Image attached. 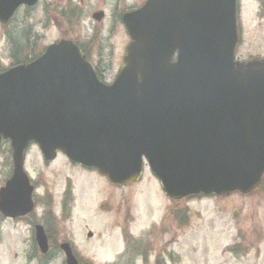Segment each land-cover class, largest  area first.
Returning <instances> with one entry per match:
<instances>
[{
	"label": "water",
	"instance_id": "obj_1",
	"mask_svg": "<svg viewBox=\"0 0 264 264\" xmlns=\"http://www.w3.org/2000/svg\"><path fill=\"white\" fill-rule=\"evenodd\" d=\"M37 1L0 0V21ZM122 20L131 42L111 84L99 81L77 46L64 39L0 73V139H10L13 158V174L0 189L4 216L33 207L23 171L32 141L46 159L60 151L114 184L136 179L144 157L171 199L249 193L258 186L264 59L233 61L236 0H147ZM36 230L45 251V235ZM62 248L66 263L78 264L69 246Z\"/></svg>",
	"mask_w": 264,
	"mask_h": 264
},
{
	"label": "rangeland",
	"instance_id": "obj_2",
	"mask_svg": "<svg viewBox=\"0 0 264 264\" xmlns=\"http://www.w3.org/2000/svg\"><path fill=\"white\" fill-rule=\"evenodd\" d=\"M143 1L43 0L21 7L9 24H0V69L14 63V54L19 60L33 52L36 57L59 38H76L93 40L90 56L105 68V79L112 80L128 43L119 13ZM100 9L105 16L96 22L91 15ZM258 12V2L240 0L239 58L264 55V15ZM8 148L7 142L0 143V186L8 172ZM145 167L138 181L114 186L72 168L64 157L44 165L36 145L25 157V169L37 188V220L46 197L51 202L47 212L58 220L57 239L72 242L84 264H264V186L259 193L182 201L176 205L179 218L185 212L181 223L165 217L172 201ZM29 230L21 220H0V264H35L28 262L30 243L23 244ZM62 261L55 254L50 264Z\"/></svg>",
	"mask_w": 264,
	"mask_h": 264
},
{
	"label": "flooded vegetation",
	"instance_id": "obj_3",
	"mask_svg": "<svg viewBox=\"0 0 264 264\" xmlns=\"http://www.w3.org/2000/svg\"><path fill=\"white\" fill-rule=\"evenodd\" d=\"M256 2H258V10H259V14H261V15H264V0H255ZM239 8V9H238ZM129 9H133V7L132 8H127V9H125V10H129ZM124 10V11H125ZM239 10H240V0H239V6H238V0H237V19H239ZM123 12V11H122ZM237 29H238V38L240 37V33L241 32H239V24H237ZM79 46H80V49H81V51H82V53H83V55L94 65V69H95V71H96V73H97V75H98V77H99V79H102V81H105V82H111L112 80H110V79H105V75H104V72H105V68H103L102 67V65H100V64H97V63H95L93 60H92V58H91V56H90V51H91V47L87 44V43H80L79 44ZM126 46H127V44L124 46V53H123V55H122V61H123V59H124V56H125V54H126ZM238 48V47H237ZM239 49V48H238ZM262 58H264V55H257V56H250V57H247V58H239L238 56H237V50H235V56H234V60H236V61H238V62H240V63H246V62H248V61H252V60H258V61H260ZM171 61L172 62H174V61H176L177 60V51H175L172 55H171ZM15 61H14V63H12L10 66H13V65H15V64H17L16 63V59H14ZM123 66V63H122V65L120 66V68ZM119 68V69H120ZM9 143V142H8ZM9 149H11V147H10V144H9ZM11 152V151H10ZM63 157L65 158V159H68V158H66L64 155H62V154H58L57 155V158L55 159V161L57 160V159H60V158H62L63 159ZM55 161H46V160H44L43 159V163H44V165H49V164H51V163H53V162H55ZM70 166L72 167V168H74V169H77V170H79V171H85L86 173H88V172H92V171H95V170H93V169H89V168H87V167H84L83 165H80V164H78V163H74V162H72V163H70ZM92 170V171H91ZM92 173H94V172H92ZM9 176H7V175H5V179L4 180H6L7 178H8ZM264 186V174H263V176H262V180H261V183H260V185H259V187H258V189L257 190H255L254 191V193H256V192H260L261 190H262V187ZM234 194H239V193H234ZM253 194V193H252ZM233 195V193H231V194H225V195H223V196H215V197H219V198H226V197H228V196H232ZM191 196H193V195H191ZM191 196H188V197H186L187 199H189ZM193 198V197H192ZM202 198H208V197H202ZM41 199H39V201H40ZM33 201H34V203L35 204H37V201H38V197H36V195H34L33 196ZM184 201V200H183ZM45 201L43 200V202L42 203H44ZM175 205H177L176 203H171V206H172V209L170 210V216H169V218L171 219V221H174V219L176 218V215H178L177 213H176V210H175V208H174V206ZM232 212H233V206H232ZM188 212V211H187ZM24 217V216H23ZM49 217V216H48ZM46 217L45 215H43L40 219H38V221H37V216H34V217H32V219L29 217V216H27V217H24V218H22L23 220V222L24 223H26L27 224V226H29V228H30V235H29V231H28V237H29V240H28V242H25V240L23 241V244H27V243H30L29 244V249L31 250V255L28 257V262H34L35 264H41L40 262H38L37 261V256L36 255H39V254H36L37 253V251L39 250V248H38V245H37V241H36V236H35V233H34V227H37L38 225H40V226H42V228H43V231H44V233H45V237H46V239H47V241H48V244H49V249L50 250H52V249H57L58 247H59V244L61 243V240L60 239H57V235H59L60 233H59V231H58V227H56V225H57V222H58V220L57 219H55V216H52V217ZM17 218H21V217H17ZM91 234V233H90ZM91 236H92V234H91ZM90 236V237H91ZM59 237V236H58ZM92 239V238H91ZM72 246H73V244H71ZM74 247V246H73ZM231 251L233 252V243H232V245H231Z\"/></svg>",
	"mask_w": 264,
	"mask_h": 264
},
{
	"label": "trees",
	"instance_id": "obj_4",
	"mask_svg": "<svg viewBox=\"0 0 264 264\" xmlns=\"http://www.w3.org/2000/svg\"><path fill=\"white\" fill-rule=\"evenodd\" d=\"M40 52H41V51H40ZM14 53H15V52H14ZM35 55H36V53L33 52L32 54L29 55L28 58H24V59H22V60H18V61H23V60H24V61H28V60L34 58ZM142 259H144V258H142Z\"/></svg>",
	"mask_w": 264,
	"mask_h": 264
}]
</instances>
